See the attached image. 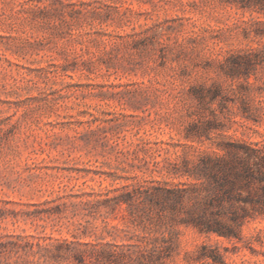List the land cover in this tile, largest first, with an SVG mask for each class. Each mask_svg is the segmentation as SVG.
<instances>
[{"label": "rangeland", "instance_id": "1", "mask_svg": "<svg viewBox=\"0 0 264 264\" xmlns=\"http://www.w3.org/2000/svg\"><path fill=\"white\" fill-rule=\"evenodd\" d=\"M231 144L264 150V0H0L3 263L11 242L37 252L86 225L81 241L164 236V264H264V216L230 241L107 207L193 183Z\"/></svg>", "mask_w": 264, "mask_h": 264}, {"label": "trees", "instance_id": "2", "mask_svg": "<svg viewBox=\"0 0 264 264\" xmlns=\"http://www.w3.org/2000/svg\"><path fill=\"white\" fill-rule=\"evenodd\" d=\"M223 150V155L207 154L195 166L187 167L183 175L193 179V183L127 190L107 200V207L115 211L126 204L135 221L153 226L168 216L184 215L183 223L201 234L241 240L244 225L264 216V150L248 144H231ZM75 232L86 237L94 231L79 225ZM76 233L74 241L48 245L37 252L34 248L40 247L39 244L11 242V251L17 257L15 264H164L168 249L159 242L167 241L164 236L141 246L117 241H81ZM258 241L263 242L262 238ZM37 254H40L37 260L31 259ZM202 256L217 260L213 255ZM0 264L10 263L0 260Z\"/></svg>", "mask_w": 264, "mask_h": 264}]
</instances>
